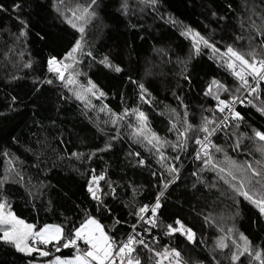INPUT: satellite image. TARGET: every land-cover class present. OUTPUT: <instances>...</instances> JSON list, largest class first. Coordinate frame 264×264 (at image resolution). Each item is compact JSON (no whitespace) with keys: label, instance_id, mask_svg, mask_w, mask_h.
<instances>
[{"label":"trees","instance_id":"1","mask_svg":"<svg viewBox=\"0 0 264 264\" xmlns=\"http://www.w3.org/2000/svg\"><path fill=\"white\" fill-rule=\"evenodd\" d=\"M228 47L264 59V0H0V202L65 242L89 217L117 245L133 235L140 264L165 249L181 264H261L264 80L244 69L245 86ZM181 224L193 240L170 232ZM40 258L0 240V264Z\"/></svg>","mask_w":264,"mask_h":264},{"label":"snow or ice","instance_id":"2","mask_svg":"<svg viewBox=\"0 0 264 264\" xmlns=\"http://www.w3.org/2000/svg\"><path fill=\"white\" fill-rule=\"evenodd\" d=\"M71 23V21H69ZM75 27V25H73ZM81 32L84 31L83 28L80 29ZM191 35V30L187 33ZM199 38V41H202L205 45L208 44L207 40H204L203 37L199 35V33H196L193 36V39L196 40ZM210 46V45H209ZM81 47L80 41L76 42V46L72 49V51L68 54L69 58L73 57V54ZM198 50V49H197ZM226 55H230L231 57H234L235 60L239 61L242 67L241 72H236L235 75L239 77L245 86H247V80L245 79L243 73L244 69L250 70V73L253 77V79L258 80H264V59H261L259 61H255V58H253V62H249L248 59H246L243 55H241L239 52L235 51L232 47H228ZM50 67V70L56 71L59 73L60 79H64V74L61 71L59 67H57V61L55 58H52L48 61ZM102 63H105L107 65V59L105 58ZM257 64L259 67H257ZM111 67V65H107ZM65 69L69 67V65H63ZM229 68H233L234 64H229ZM114 70L116 72H120L121 69L119 67H115ZM69 83H71V79L69 78ZM215 83V82H214ZM89 84L91 87L87 89V91L91 92L96 86L94 84H91V81H89ZM141 89H143V85H140ZM146 91V90H145ZM252 91L255 92L256 89L252 88ZM93 94H95L93 92ZM103 95V93H101ZM78 98H83L78 96ZM220 104L223 105V107H220V111H224L225 107H228L227 104H225L224 101H220ZM260 111L264 112V108L260 109ZM140 118L142 121L146 120V117L144 116V113H140ZM234 118H240V114L238 112L234 113ZM203 131L207 132L208 129L205 127ZM211 133H209L210 135ZM181 135H184L181 133ZM255 136L258 137L260 140L264 141V133H261L260 131L255 132ZM208 137H205V140H207ZM199 144H203V141H197ZM179 147V145H178ZM204 148H207V145H204ZM207 154V153H205ZM248 168L251 169V164L248 165ZM177 169L169 168V172H176ZM254 176H259L260 173L256 172L255 169H252ZM231 175V173H229ZM103 179V176L101 177H93V180ZM232 179L235 180L236 177L232 176ZM244 181H240V188H236V191L239 192L240 195L244 196L246 199L252 200V197L249 196L248 192L241 191L240 189L243 188ZM167 187V185H165ZM235 187V186H233ZM89 191L92 192L91 186H89ZM163 193H161V196ZM93 198L98 199L95 192H93ZM253 203L257 204V206L260 209L261 213H264V199H261L260 201L252 200ZM6 207L5 203H0V240H3L8 243H12L15 245V247L21 251V252H27L32 253L34 251L39 252L41 256H47L49 253L41 251L38 248H33L29 245V239L33 240H39L42 244H49L53 241L61 243L63 247H74L77 245L78 240H82L85 242L86 245H88L87 250L81 255L78 250V254L72 258V259H60L59 257L56 258V261L54 264H116L117 258H119L120 264H124L125 260L127 261V264H140L139 259H133L132 253L136 250L134 245L135 244H141L144 245V247H147V245L144 244L143 240H137L135 236L129 235L127 240L125 242H121L119 245H117V242L112 240L111 237H109L103 227L99 224V222L93 218H89L86 222L81 224L79 228H76L74 230V236L69 234L71 238H68L65 242V233L64 229L59 225H44L43 228H41L39 231H34L35 225L32 224H26L23 220L19 219L15 216L12 212H5L4 209ZM160 208L159 203V197H157V202L154 207L151 209L152 216H155L157 209ZM140 213H145L148 211L147 206L140 208ZM143 219V217H141ZM148 223L155 224V220H149ZM179 224L180 221H177ZM135 227V226H133ZM170 232H176L181 231L184 234L187 235L188 240H193L195 234L192 232L191 229H185L184 226L181 224L179 229L173 228L171 225L168 226ZM241 239L245 240L247 243L246 237L241 235ZM221 247H226V245L221 244ZM59 250V249H57ZM247 251V248L245 249ZM155 255L157 257L164 256L168 257L170 255H174L175 257H179L180 253L176 251L175 249H172L169 251L168 249H165L163 253L156 252ZM261 253H256V258L260 259ZM235 255L232 257L233 260L237 259ZM157 264H162L161 261H158ZM261 264H264V261H261Z\"/></svg>","mask_w":264,"mask_h":264},{"label":"rangeland","instance_id":"3","mask_svg":"<svg viewBox=\"0 0 264 264\" xmlns=\"http://www.w3.org/2000/svg\"><path fill=\"white\" fill-rule=\"evenodd\" d=\"M80 49V48H79ZM79 49L73 54V57L70 58V59H75V58H79L80 56V51ZM57 61V67H59L61 69V71L63 72V74L65 75L66 74V71L67 69H65L63 67V65H67V62L65 60H56ZM49 67H51L49 65ZM56 72V71H55ZM57 73V72H56ZM59 75V73H57ZM60 77V76H59ZM0 203H3V202H0ZM5 212H9L10 210L8 209L7 205L4 209ZM11 212V211H10ZM89 218H92V217H89ZM89 218H87L84 222H86ZM20 219V218H19ZM94 219V218H93ZM22 220V219H21ZM96 220V219H95ZM83 222V223H84ZM26 223V222H25ZM81 223V224H83ZM28 224V223H26ZM81 224L77 227L79 228L81 226ZM100 224V223H99ZM44 225H56V224H51V223H43L42 225H40L39 227H36L35 226V229L34 231H39L41 228L44 227ZM101 225V224H100ZM102 226V225H101ZM104 229V228H103ZM105 231V230H104ZM106 233V232H105ZM39 244H42L38 239L37 240H33V239H29V245L33 248H38L40 249L41 251H44V252H47L49 253V255L47 256H41L40 253L39 255L41 256V258L39 260L36 261L35 264H54V262L56 261V258L59 257L60 259H72L74 258L77 254H78V250H79V253L82 255L88 248V245L85 244L84 241L82 240H78L77 241V245L73 247V251L72 252H68L64 249H62L63 247L59 246V243L58 242H51L49 244H42V245H39ZM14 245V244H13ZM15 247V245H14ZM16 248V247H15ZM17 249V248H16ZM59 249V250H57ZM36 252V251H34ZM164 252V251H163ZM26 254H29L27 252H24ZM65 253H69V254H65ZM31 254V253H30ZM156 256V255H155ZM161 257H164L163 255L160 256V257H157L156 256V260L157 261H160V258ZM168 261L169 263H174V264H181V262L179 261V259L177 257H175L174 255H170L168 257ZM176 259V260H175ZM124 264H127V261H125ZM163 264V262H162Z\"/></svg>","mask_w":264,"mask_h":264},{"label":"bare ground","instance_id":"4","mask_svg":"<svg viewBox=\"0 0 264 264\" xmlns=\"http://www.w3.org/2000/svg\"><path fill=\"white\" fill-rule=\"evenodd\" d=\"M160 261L163 262L164 264H174V263H169L168 258H166V257H161Z\"/></svg>","mask_w":264,"mask_h":264},{"label":"built area","instance_id":"5","mask_svg":"<svg viewBox=\"0 0 264 264\" xmlns=\"http://www.w3.org/2000/svg\"><path fill=\"white\" fill-rule=\"evenodd\" d=\"M257 67H259V65L257 64ZM258 79V78H257ZM124 242V241H123ZM164 250H162L160 253H163ZM116 264H120L119 258H117V262Z\"/></svg>","mask_w":264,"mask_h":264},{"label":"water","instance_id":"6","mask_svg":"<svg viewBox=\"0 0 264 264\" xmlns=\"http://www.w3.org/2000/svg\"><path fill=\"white\" fill-rule=\"evenodd\" d=\"M164 264V263H163Z\"/></svg>","mask_w":264,"mask_h":264}]
</instances>
